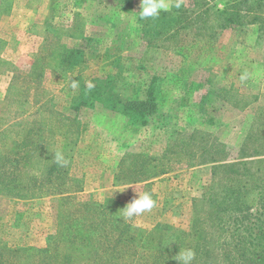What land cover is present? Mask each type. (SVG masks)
I'll use <instances>...</instances> for the list:
<instances>
[{"label": "rangeland", "instance_id": "rangeland-1", "mask_svg": "<svg viewBox=\"0 0 264 264\" xmlns=\"http://www.w3.org/2000/svg\"><path fill=\"white\" fill-rule=\"evenodd\" d=\"M225 1L204 4L212 28L198 33L194 0L135 24L140 0H0V186L39 188L28 198L0 194V249L46 245L59 216L47 195L55 188L71 190L64 216L74 201L121 210L150 191L156 206L127 220L146 230H188L230 185L222 168L254 173L240 175L249 193L264 188V27L213 28ZM148 99L150 113H122Z\"/></svg>", "mask_w": 264, "mask_h": 264}, {"label": "trees", "instance_id": "trees-1", "mask_svg": "<svg viewBox=\"0 0 264 264\" xmlns=\"http://www.w3.org/2000/svg\"><path fill=\"white\" fill-rule=\"evenodd\" d=\"M207 1L209 0L193 2L194 6L200 9L192 18L195 24L199 23L196 27L198 33L212 28V24L207 25L210 20V8L204 7ZM166 14V12L161 13L162 16ZM214 14L217 20L213 22L215 29L231 28L243 21L259 23L264 27V0L225 1L223 7L217 9ZM70 58L71 56H68L67 59ZM152 102L150 99L128 102L124 105L122 113L134 117L142 115L144 111L150 113L154 107ZM256 155L258 154L250 156L244 154L241 158ZM237 163L232 162L226 166H236ZM248 163L253 162L241 160L239 164ZM51 168L60 172L55 164ZM246 169L222 168L224 173H228L225 179L230 185L224 183L221 191L216 192V197L207 198L208 204L210 203L209 209L203 216L194 215L188 230H180L165 224H158L150 230L132 226L122 218L121 214L109 216V213L118 210V207L116 208L109 201L104 203L74 201L69 205L70 211L64 216L62 208L70 204L71 196L66 194L71 193L68 192L71 190L67 188L47 190V195L57 197L59 216L54 232L47 237L46 245L37 249L11 248L4 245L0 249V264H67L68 257L72 256L79 257V260L84 257L91 264H111L120 259L138 260L137 264H142L144 261H147L146 264H178L177 255L184 248L195 251L193 264H264V188L253 184L252 193L243 189L240 175L248 176L251 173ZM230 170H233V176ZM249 176L255 178L254 173ZM47 179L48 177L44 178L45 181ZM36 189L39 188L31 189V194L34 195ZM79 189L75 188L73 191ZM26 191L29 189L25 188L21 193L15 188L0 186V194L17 198L32 197ZM85 213L96 221H82L86 218L83 219ZM60 244L67 246L63 252L55 249ZM29 258L32 259L31 263L27 261Z\"/></svg>", "mask_w": 264, "mask_h": 264}, {"label": "clouds", "instance_id": "clouds-1", "mask_svg": "<svg viewBox=\"0 0 264 264\" xmlns=\"http://www.w3.org/2000/svg\"><path fill=\"white\" fill-rule=\"evenodd\" d=\"M178 0H140V10L135 12L136 15L129 19V22L135 24L136 21L145 19H157L162 12H171L173 8H179ZM72 88L78 87V82L73 80L70 85ZM88 89H92L94 85L89 82ZM59 162V160H58ZM137 192V196L121 208V216L125 220H132L141 216L145 212L151 211L156 206L154 194L150 191ZM195 251L191 248H184L179 251L176 260L178 264H193L195 260Z\"/></svg>", "mask_w": 264, "mask_h": 264}]
</instances>
